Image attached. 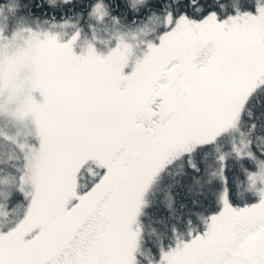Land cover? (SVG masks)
<instances>
[{
    "label": "snow or ice",
    "instance_id": "snow-or-ice-1",
    "mask_svg": "<svg viewBox=\"0 0 264 264\" xmlns=\"http://www.w3.org/2000/svg\"><path fill=\"white\" fill-rule=\"evenodd\" d=\"M0 264H264V0H0Z\"/></svg>",
    "mask_w": 264,
    "mask_h": 264
}]
</instances>
